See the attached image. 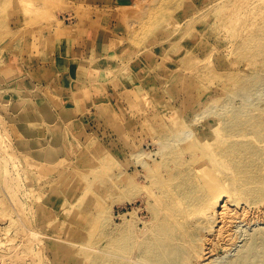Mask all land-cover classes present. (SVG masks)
<instances>
[{
    "label": "rangeland",
    "instance_id": "obj_1",
    "mask_svg": "<svg viewBox=\"0 0 264 264\" xmlns=\"http://www.w3.org/2000/svg\"><path fill=\"white\" fill-rule=\"evenodd\" d=\"M94 1L0 0V264H75L90 233H117L134 209L148 218L121 197L123 122L135 117L134 136L142 116L191 117L238 82L264 88V0ZM93 15L111 33L112 101L75 114L50 65L61 35Z\"/></svg>",
    "mask_w": 264,
    "mask_h": 264
},
{
    "label": "bare ground",
    "instance_id": "obj_2",
    "mask_svg": "<svg viewBox=\"0 0 264 264\" xmlns=\"http://www.w3.org/2000/svg\"><path fill=\"white\" fill-rule=\"evenodd\" d=\"M263 90L238 82L212 100L216 109L142 116L134 136L128 122L135 117L123 122L121 197L142 201L148 218L134 209L117 233H90L75 264H264V104H236Z\"/></svg>",
    "mask_w": 264,
    "mask_h": 264
},
{
    "label": "crops",
    "instance_id": "obj_3",
    "mask_svg": "<svg viewBox=\"0 0 264 264\" xmlns=\"http://www.w3.org/2000/svg\"><path fill=\"white\" fill-rule=\"evenodd\" d=\"M79 1L89 4L91 8L97 5L94 0H77ZM97 16L93 15L85 24H73L69 31L61 35L56 55L50 65L63 86L67 89L71 87L68 101L70 109L75 114L84 111L91 104L96 105L98 109L107 108L97 102L102 98H108L107 102L112 101L105 91L109 82L115 78L112 74L113 59L109 58L111 33L103 22H100L103 16ZM92 86L97 87L99 92H92Z\"/></svg>",
    "mask_w": 264,
    "mask_h": 264
}]
</instances>
